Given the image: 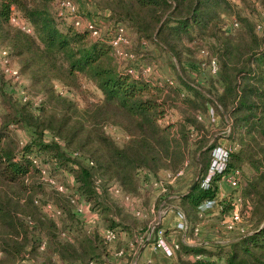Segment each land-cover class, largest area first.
I'll list each match as a JSON object with an SVG mask.
<instances>
[{
  "label": "trees",
  "instance_id": "16d2710c",
  "mask_svg": "<svg viewBox=\"0 0 264 264\" xmlns=\"http://www.w3.org/2000/svg\"><path fill=\"white\" fill-rule=\"evenodd\" d=\"M249 1L253 6L255 0ZM50 2L0 0V58L6 63L13 60L31 90L41 93L35 104L27 100V92L22 102L8 97L0 101L4 109L0 116V264H30L31 256L40 264H107L109 249L98 232L77 230L70 236L66 226H58L55 220L65 215L73 220L74 202H84L96 210L106 229L123 231L130 238L144 234L153 224L146 212L149 203L139 202L140 215L134 216L124 198L138 202L140 171L154 180L160 170L175 174L188 154L196 182L177 196V205L192 228L196 206L215 196L222 178L215 174L206 187L201 186L215 142L207 144L200 137L192 148L188 142L189 129L199 128L196 114L207 112L209 106L228 123L227 136L237 145L228 153L225 170L240 171L242 166L249 170L247 176L240 175L238 189L241 215L253 220L252 228L224 243H179L170 248V255L177 264H217L221 257L223 264H264V35L255 33L252 6L247 3L249 9L240 16L231 0L104 2L111 23L107 31L118 24L125 27L139 45L152 44L181 70L186 56L196 51L205 56L206 88L183 78L180 70L176 85L188 93L183 94L172 79L151 82L139 72L116 70L106 34L91 38L86 27L52 15ZM11 14L28 23L31 33L13 26ZM211 60L214 72L209 70ZM78 78L91 82L99 92L81 108L71 96L57 92L53 83L70 91ZM2 81L0 76V88ZM172 106L182 110V118L161 124ZM106 123L125 133L121 144L105 134ZM12 127L28 129L26 140L15 138ZM46 162L47 174L42 170ZM59 172L68 174L69 185L56 177ZM45 188L51 199L43 198ZM166 193L160 194V201H165ZM143 195L145 204L148 194ZM47 204L58 213L51 216ZM160 227L153 229L146 243L155 241ZM168 231L162 229L163 234Z\"/></svg>",
  "mask_w": 264,
  "mask_h": 264
},
{
  "label": "rangeland",
  "instance_id": "374dc122",
  "mask_svg": "<svg viewBox=\"0 0 264 264\" xmlns=\"http://www.w3.org/2000/svg\"><path fill=\"white\" fill-rule=\"evenodd\" d=\"M234 6H237L239 15L242 16L246 14L248 6L247 3L251 5V2L249 0H231ZM61 0H51L48 10L51 12L52 15L58 16L67 20H70L67 13L61 6ZM74 8L76 9L80 19L81 24H86L87 22H94L97 28V35L99 37L107 36V29L110 28L111 23L107 20L106 15V9H105V3L106 0H70ZM105 2V3H104ZM104 3V4H103ZM252 6V5H251ZM254 6V7H253ZM252 6L253 12H252V19L254 23L258 22H264V4L260 3L258 0H255L254 5ZM264 24V23H263ZM224 28H228L227 22L225 25H223ZM229 29V28H228ZM127 30V29H126ZM227 30V29H226ZM258 36L264 35V27L260 31L255 32ZM95 35V36H97ZM91 38L95 37L93 35H90ZM119 50L121 53L125 54H131V57L125 56V55H118L115 54L113 51H111V64L114 66L116 70H124L127 69L128 71H132L133 73H141L143 77L150 78L151 82H154L155 80H165V79H172L174 81L175 86L181 90V93L188 94L184 89H182L180 86L176 85L177 82V71L180 73L179 66L177 65L176 61L173 60L170 56H168L165 52L161 51L160 49H157L152 44H147L145 46L139 45L137 41L134 39V35L129 34V31L127 30L124 39L121 41L119 45ZM206 51V49L204 48ZM207 52V51H206ZM1 57V56H0ZM187 61L183 62V70H181V74L183 78L187 79L188 81L193 82L197 86H200L202 88H206V79L209 76V72L207 70V67L204 65L206 58L204 55L200 54L199 52H195L191 57L186 56ZM148 67V71H143L141 67ZM18 66L13 60H9V63H6V59L0 58V76L3 80L2 86L0 88V101L7 100L6 97L10 99L20 100V94L22 92H27V100L29 102L35 103L37 102V99L41 98V93L37 92V90H34L29 87V81L28 78L25 75L18 74L17 72ZM17 72L18 75H14V72ZM54 87L56 91L62 92L65 96H71L74 100L77 101V104L81 108L84 106L86 102L95 100L96 97L99 96V92L97 89H95L94 85L83 79L78 78V81L76 83V88L71 89L70 91H67L60 86L58 82H53ZM61 89H60V88ZM26 90V91H25ZM22 91V92H21ZM5 94L3 97L1 95ZM21 101V100H20ZM22 102V101H21ZM174 103L179 106V101L175 100ZM180 107V106H179ZM4 109L0 105V116L3 113ZM211 109L210 106L208 107L207 112L197 113V119L199 120V128L197 130L192 129L191 135L188 134V142L190 145V148L193 147V144L196 142L194 140L201 137L204 140H206L207 144H211L212 142H215L214 146H217L218 144L221 145H234L235 143H232V140H230L227 136L229 131V125L224 120H222L217 112ZM217 115V116H216ZM182 118V110L178 109L177 107H169L166 109V112L163 115V118L159 120L161 124L165 123H171V122H177L179 119ZM175 124V123H174ZM103 131L105 134H107L116 144H121L125 138V133L117 126L111 125V124H104L102 125ZM28 129L25 127H12L11 133L15 138L19 140H26ZM194 141V142H192ZM232 143V144H230ZM236 145V144H235ZM212 146V148L214 147ZM63 149V146H61ZM211 148V149H212ZM237 148V145L235 149ZM186 162L179 168L181 170V175L176 176L175 174L171 173L170 171H164L160 170L157 175L154 177L157 180L152 179L153 176H151L148 172L145 170H142L138 174L139 182L141 183V180L148 181L147 186L140 187L139 186V193L141 196L138 198L139 202H142L143 206H146L148 203H159L162 202L163 205L159 209V212H154V220H156V217L165 211H163V207L167 205L166 211L168 210L170 214H174L177 207V196L180 194L186 192L191 186H193L196 182V173H195V167L192 164L191 158L186 155L185 156ZM48 162L46 164H43V172L47 174L46 169L48 167ZM46 167V169H44ZM240 175L245 177L249 174V170L247 167L242 166L240 168ZM56 177L63 182L64 184H70V179L68 174L65 172H59V174H55ZM160 182L161 184H158L160 188L165 187V192L168 195L167 198H165V201H160L158 196L162 192H160L157 187L155 188L152 186V182ZM220 184V188L225 193H230L231 188L229 185L222 181L221 178L217 182V186ZM164 187H162V186ZM69 187V186H68ZM155 188V189H154ZM47 196H44L43 198L51 199V194L48 192L49 188H45ZM44 189V190H45ZM217 190V189H216ZM145 192L148 194V199L146 203H143V194ZM152 192V194H151ZM156 193V196L154 197L153 201L151 198L152 195ZM51 197H50V196ZM40 197V196H39ZM41 197V199H43ZM158 200V201H157ZM81 201V200H80ZM81 203L84 214H82L83 217H73V220L69 218L68 216H62L58 217L55 222L58 226L65 225L67 231L69 232L70 236H73L77 230L80 231H95L98 232V234L101 233L102 230L106 229V224L103 222L102 218L96 213V210L91 209L87 203L79 202ZM128 208V207H127ZM229 210V206L227 204L222 205V207L216 211L213 215H211L208 220V223L212 224V230L207 231L206 236L204 235V239L211 243V242H217L221 239L225 238H234L238 235V229L233 230L232 232H224L222 229V220L227 215ZM241 213H242V206H241ZM244 214L240 216V222L236 227L242 228L243 230H249L252 228L253 220L250 219H244ZM152 221L154 223L155 221ZM139 221V220H137ZM139 224V222H138ZM210 229V228H209ZM43 238V237H42ZM130 238L128 235L123 236V239ZM201 241V240H200ZM124 241L122 239L117 240L116 242H113L109 246V257L107 258L105 262L107 264H113L111 259V252L117 251L119 248H121V244H123ZM207 244V243H206ZM123 247V246H122ZM113 252V253H114ZM113 255V254H112ZM0 253V257H1ZM55 258L54 256H52ZM218 258L217 256H215ZM30 264H40V260L36 258L35 256H31V259L29 260ZM130 261V260H128ZM28 262V261H25ZM72 264H78V263H72ZM217 264H223V258L217 259Z\"/></svg>",
  "mask_w": 264,
  "mask_h": 264
},
{
  "label": "built area",
  "instance_id": "2783aa9c",
  "mask_svg": "<svg viewBox=\"0 0 264 264\" xmlns=\"http://www.w3.org/2000/svg\"><path fill=\"white\" fill-rule=\"evenodd\" d=\"M60 3H61L62 8L65 10L68 17L70 18V20H72L73 25L75 27L84 26L88 30H90V35H93V36L97 35V30L94 29V24H95L94 22H87L86 24H81V19L76 9L70 2V0H61ZM9 22L13 26L19 28L20 30L26 33H31V28L28 25V23L20 19L18 16L11 14L9 18ZM262 27H263L262 22H258L255 25V30L261 31ZM126 31L127 30L125 27L118 24L115 26V28H113V30L108 31L107 39L112 48V51L115 54L131 57L132 56L131 54L121 53L119 50V45L121 41L124 39V35ZM262 47L264 48V43L262 44ZM1 54L3 55L4 52L2 51ZM148 69H149L148 67H143V71H148ZM209 70L210 72H214L215 70V64L213 60H211L209 63ZM14 73H15L14 75L16 76V71ZM20 98L21 100H25L26 94L22 92L20 94ZM38 101L39 100L37 99V102ZM191 132H192V129H189L190 135H191ZM235 147H236L235 144L232 146L231 145H221V144L214 146L210 151V164L207 170V174L205 178L201 181V186L206 187L207 182L211 176L215 174H222L221 180L225 181L229 185V187L231 188V192L225 193L222 190L217 189L215 196L213 198L200 202L196 206L197 222L192 228L189 227L188 222L186 218L184 217L183 213L179 210L176 211V217L178 218V221L175 223V228L181 230L182 232H186L190 230L191 234L197 238L200 233V229L202 227L203 221L207 217V214L210 213L212 210L217 211L222 207V205L227 204L229 206V210H228L227 215L222 220L223 231L228 233V232H232L233 230L238 229V232H242V228L236 227L238 223L240 222L241 206H242L241 196H240V192L238 189V185L240 181V172L238 169L225 170L228 153L231 150H234ZM181 173L182 172L179 169L175 173V175L179 176L181 175ZM96 183H98V181ZM147 184H148V181L141 180L140 187L143 188L147 186ZM158 184H161V183L155 182V181L152 182V186H154L155 188L157 187V189L160 192H164L165 187L161 185L164 188H160ZM58 189L61 190V187L58 186ZM124 199L126 203L125 205L129 208H132L134 215L139 216L140 215L139 205L136 202L132 201L131 199H127L126 197ZM45 209L47 210V212L50 213L51 216L58 213L50 204H47L45 206ZM72 211L76 217H83L82 214H84L83 213L84 209L81 203L74 202ZM158 224H159L158 222H154L148 228V230L143 234V236H140V239L138 240L139 242L138 244H140L142 241H146L150 237V234L152 233L153 229ZM162 229L163 227L161 226L155 231V241L153 242V245L156 248H161L166 255H170L171 249L165 244L166 235L162 233ZM100 236L103 242H105L107 245H110L117 239V232L113 229H104L101 231ZM173 248H176L175 244L173 245ZM113 256L116 259L115 264H127L125 260V250L124 249H118L117 251L113 253ZM200 257L201 256H196V258H200ZM88 264H93V263L89 262Z\"/></svg>",
  "mask_w": 264,
  "mask_h": 264
},
{
  "label": "crops",
  "instance_id": "0c3cea01",
  "mask_svg": "<svg viewBox=\"0 0 264 264\" xmlns=\"http://www.w3.org/2000/svg\"><path fill=\"white\" fill-rule=\"evenodd\" d=\"M221 186L220 184H218L217 189H219ZM155 189V188H154ZM221 190V189H220ZM152 194V192H151ZM156 196V193L154 195L151 196L150 199H154V197ZM160 196H158L159 198ZM164 202V200H162ZM137 204L139 205V200L137 202ZM163 203L159 202L157 203H149L148 204V208L146 209V212L151 216V220L153 221L154 218V212L156 211L157 214L159 212V209L162 207ZM166 204L163 207V212L161 214V216H157L156 220H154L155 222H158L163 228H169L170 231H168L165 235H166V245L169 248H173V245H176V248L178 246L179 243H182L184 245L187 246H197V245H206V243L208 244L209 242H207L204 239V235L206 236V233L210 230H212V224L208 223V218L213 215L214 213H216V211L212 210L210 213L207 214L206 219L203 221L202 227L200 229V233L198 235V237H194L191 234V231H186V232H182L181 230L175 228V223L178 221V218L176 217V211H181L177 205V207H175L176 211L174 214H170L169 211L165 210L167 208ZM140 206V205H139ZM169 207V205H168ZM129 208V207H128ZM133 213L132 208H129ZM182 212V211H181ZM136 216V215H134ZM151 221V222H152ZM197 222V219H196ZM210 228V229H209ZM117 239L114 241L116 242L119 239H122V241H124L123 244H121V248L119 249H124L125 250V260L127 264H177L176 261L174 260V257L172 255H166L164 253V251L161 248H156L153 243H146V241H142L140 244H138V240L140 239V236H143V233H136V234H132L131 238L128 239H123V236L125 238V236L127 234H125V232L123 231H117ZM230 238H225V239H221L219 241H217L218 243H224L226 241H228ZM201 240V241H200ZM200 241V242H199ZM145 243V244H144ZM107 248L109 249V246L107 245ZM174 248V249H176ZM114 251L111 252V259L113 264H115L116 259L114 258V256L112 255ZM202 258V257H200ZM208 259V258H206ZM130 260V261H128Z\"/></svg>",
  "mask_w": 264,
  "mask_h": 264
},
{
  "label": "water",
  "instance_id": "95a60500",
  "mask_svg": "<svg viewBox=\"0 0 264 264\" xmlns=\"http://www.w3.org/2000/svg\"><path fill=\"white\" fill-rule=\"evenodd\" d=\"M192 187V186H191ZM191 187L189 189H191ZM145 244V243H144Z\"/></svg>",
  "mask_w": 264,
  "mask_h": 264
}]
</instances>
